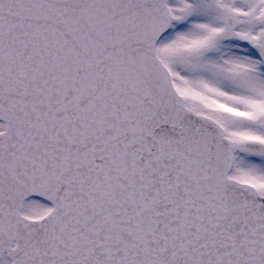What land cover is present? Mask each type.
<instances>
[{
  "label": "snow or ice",
  "instance_id": "snow-or-ice-1",
  "mask_svg": "<svg viewBox=\"0 0 264 264\" xmlns=\"http://www.w3.org/2000/svg\"><path fill=\"white\" fill-rule=\"evenodd\" d=\"M0 264H264V0H0Z\"/></svg>",
  "mask_w": 264,
  "mask_h": 264
}]
</instances>
